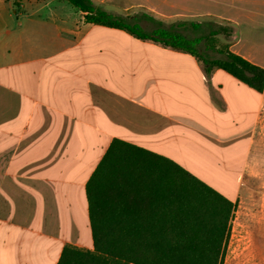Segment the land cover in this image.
Segmentation results:
<instances>
[{"label": "crops", "instance_id": "0c3cea01", "mask_svg": "<svg viewBox=\"0 0 264 264\" xmlns=\"http://www.w3.org/2000/svg\"><path fill=\"white\" fill-rule=\"evenodd\" d=\"M92 1L183 33L190 23L228 24L240 30L228 49L264 68L239 47L245 30L264 40V0ZM67 3L19 0L14 16L0 0V264H58L67 246L94 251L87 185L114 140L175 162L238 207L264 137V92L132 35L129 45L150 47L133 55L144 68H108L105 56L119 62L129 48L126 34L96 36L98 25L74 6L67 16ZM154 181L131 208L117 195L116 215L131 211L141 227L165 218Z\"/></svg>", "mask_w": 264, "mask_h": 264}, {"label": "trees", "instance_id": "16d2710c", "mask_svg": "<svg viewBox=\"0 0 264 264\" xmlns=\"http://www.w3.org/2000/svg\"><path fill=\"white\" fill-rule=\"evenodd\" d=\"M83 13L87 23L125 31L136 39L153 41L191 54L207 71H227L258 92H264V68L229 49L199 46L220 34L231 36L230 26H211L209 32L188 37L154 18L115 15L92 0H67ZM138 19L155 24L151 30ZM207 24V23H206ZM213 25V23H208ZM203 29L205 23H190ZM185 25H183L184 27ZM212 52V54H210ZM162 202L166 217L141 227L131 211L117 216L119 202L131 208L137 193L148 191L146 179ZM94 251L67 246L58 264H224L237 205L175 162L121 140H114L87 185ZM143 223L148 224V221Z\"/></svg>", "mask_w": 264, "mask_h": 264}, {"label": "rangeland", "instance_id": "374dc122", "mask_svg": "<svg viewBox=\"0 0 264 264\" xmlns=\"http://www.w3.org/2000/svg\"><path fill=\"white\" fill-rule=\"evenodd\" d=\"M18 1L19 0H11L12 4L10 9L14 16H17L14 11L19 8ZM65 8L66 11H63L67 16L70 13H75V9L70 3H67ZM133 16L136 15L132 13L130 17ZM138 21L146 30H151L155 27L153 22L146 19H138ZM203 23H205L202 27L203 29L198 30L188 25L187 28L183 30L184 34L188 37L200 36L209 32L211 26L216 27L217 25L213 22V25L208 24L210 22L207 21ZM223 25L230 26L228 24ZM248 26L245 27L247 28ZM230 28L232 30L231 36L220 34L217 37L210 38L199 46L200 51L204 52L206 45L227 50L232 43L238 40V37L240 38V30L232 26H230ZM93 34L96 36L106 34L109 35L110 38L112 34H126L123 37V41L126 45H129L132 40H135L133 37H130L131 35L127 32L122 33L101 26H97ZM108 42L110 43V40H108ZM239 47L253 55L252 57L256 59L257 62L263 63L264 40H257L254 34L245 30L243 40L239 42ZM138 53L149 56L151 53L149 45H141L140 48L129 45V48L125 49L124 55L121 56L119 62L112 60L109 56H105L104 60L107 62L108 68H144V65L140 64V67H138L139 62L133 61V55ZM210 54H212V52H210ZM74 56L73 53L62 55L59 61L61 67L66 68L69 62H71L70 59ZM140 63H142V61H140ZM253 167L251 175L252 182L248 186L247 197L242 202H238V207L233 218L231 236L224 264H264V137L262 138V142H259L257 145Z\"/></svg>", "mask_w": 264, "mask_h": 264}]
</instances>
